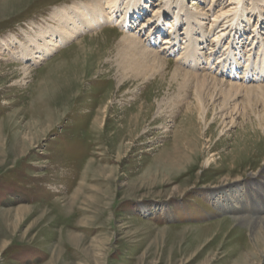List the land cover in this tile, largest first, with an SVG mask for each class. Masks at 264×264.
<instances>
[{"label": "rangeland", "instance_id": "obj_1", "mask_svg": "<svg viewBox=\"0 0 264 264\" xmlns=\"http://www.w3.org/2000/svg\"><path fill=\"white\" fill-rule=\"evenodd\" d=\"M93 1L0 0V264H264V224L237 221L264 196V131L250 111L232 126L221 99L203 121L196 89L172 79L177 53L164 70L133 67L128 31L150 11L34 58L57 9ZM67 78L69 103L42 115L38 99Z\"/></svg>", "mask_w": 264, "mask_h": 264}, {"label": "bare ground", "instance_id": "obj_2", "mask_svg": "<svg viewBox=\"0 0 264 264\" xmlns=\"http://www.w3.org/2000/svg\"><path fill=\"white\" fill-rule=\"evenodd\" d=\"M149 1L151 2L97 0L88 5H73L61 11L57 9L56 17H60V25L46 30L38 37L43 43L36 44L39 55L34 58L45 60L83 32L97 30L106 25L121 27L122 30L132 28L138 18L144 17L150 11L152 15L147 17V21L151 24L147 29L142 23L134 32L127 30L130 35L126 42L133 55L138 56L133 67L142 74L146 71L164 70L168 63L163 55L177 53L179 66L174 69L171 78L175 81L181 80V88L196 89V101L203 112V121L210 104L215 105L221 99L216 104L217 111L222 116H228L232 126L235 123L233 115H248L247 111H250L255 114L259 130L264 131V0H213L208 6L209 9L207 8L211 16L203 12L205 10L191 12L185 7L183 0H166L161 9L154 12L151 10L153 5L146 3ZM167 15L172 20L169 30L164 25V17ZM62 16L64 20L61 19ZM142 32H145V40L140 37ZM164 32H168L167 37H163L160 45L156 46L158 37L164 36ZM52 35L56 39L48 41L47 37ZM194 36L196 38L192 39ZM36 41L35 38L33 42ZM24 74L27 75L28 72L25 70ZM63 81L54 90H45L43 97L38 99L37 107H40L42 115L56 105H67L71 100L76 85L68 78ZM240 97L247 100L242 109L236 103ZM228 101H233L229 107ZM263 202L264 196L258 195L252 206V210H255L253 217L246 215L249 208L246 207L247 212L244 206L238 208L244 214L237 221L253 229L263 226ZM228 209L237 212L232 206Z\"/></svg>", "mask_w": 264, "mask_h": 264}]
</instances>
